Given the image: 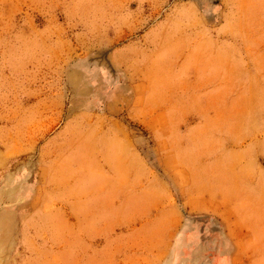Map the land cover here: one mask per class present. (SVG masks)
<instances>
[{"label": "rangeland", "instance_id": "374dc122", "mask_svg": "<svg viewBox=\"0 0 264 264\" xmlns=\"http://www.w3.org/2000/svg\"><path fill=\"white\" fill-rule=\"evenodd\" d=\"M0 264H264V0H0Z\"/></svg>", "mask_w": 264, "mask_h": 264}]
</instances>
